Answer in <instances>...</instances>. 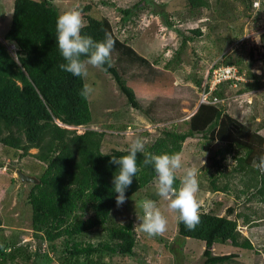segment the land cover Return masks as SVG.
Segmentation results:
<instances>
[{
  "label": "trees",
  "instance_id": "16d2710c",
  "mask_svg": "<svg viewBox=\"0 0 264 264\" xmlns=\"http://www.w3.org/2000/svg\"><path fill=\"white\" fill-rule=\"evenodd\" d=\"M242 1L247 4L252 0ZM215 2L187 0L188 21L182 20L181 24L198 21L205 17V13L225 16L229 11L228 5L220 4V0ZM153 6V0H138L129 6L118 7L122 25L131 21L135 23L133 16L137 18L141 12ZM162 6L154 12L162 17L166 26H175V21ZM89 8V5H85L83 10ZM59 14L52 0L13 1L8 28L0 38V143L20 150L22 157L31 154V148H37L33 155L46 165L38 176L40 181L33 183L28 193L34 236L40 242H47L54 251H58L57 241H61L60 264H106L107 256L134 255L137 243L132 219L124 223L113 220V209L117 204L116 194L112 191V177L117 165L110 163V159L112 155L127 154V148L105 152L104 130L87 128L78 133L76 128L66 127L87 126L92 123L93 114L90 99L86 100L80 95L85 79L59 68L64 62L55 40ZM85 15L84 34L95 40H103L105 33L113 37L111 63L102 68L112 75L128 103L135 108L140 107L136 94L126 83L117 63H121L125 70L134 65L146 69L141 76L149 85L164 90L173 88L176 79L169 70L171 65L179 64L181 53L189 42L203 34L199 26L189 30L192 35L175 26L181 41L166 67L159 68L161 57L151 61L139 54L132 46L131 39H121L116 34L108 17ZM233 39L228 34L217 38V48L223 51L221 48ZM260 40L264 48V31L260 34ZM262 56L264 58V53ZM251 59H255L253 53ZM243 60L242 57L232 60L231 56L225 54L213 65L236 64L242 73ZM244 74L252 82H238L242 85L237 88L238 91L243 86L252 89L264 84V70L260 74L252 70ZM204 79L205 75L194 78L198 86V102ZM233 82L231 79L217 84L210 97L218 98V101L193 104L196 109L187 118L186 131H177L173 124L171 129H164L161 135L147 144L145 152L180 154L183 142L201 133L209 141L222 143L215 153V156L221 155L220 159L214 158L212 162L218 174L224 172L223 161L228 155L232 156L235 160L232 170L239 174V183L243 185L240 193L246 195V200L256 198L264 203V171L259 169V157L264 156V134L260 133L261 126L240 121L224 107L225 87ZM143 159L144 153H138L137 163L141 167L138 177L133 178L132 185L126 191L127 198L156 179L153 167L143 166ZM217 179V176L211 179L213 189L227 191L228 186L219 185ZM178 185L179 181L174 186ZM234 212V206L228 207L224 214L200 210V222L196 228L189 230L177 221L178 233L205 242V264H230L238 259V252L215 254V243H229L239 249L255 250L250 237L239 228V219L243 217L245 225L257 223L256 220L241 212L233 218ZM98 227L106 228L105 235L112 245L108 241L95 243L89 239V233ZM15 243L0 242V264L16 262L20 256L26 261L32 258L31 252ZM45 255L49 258L48 253Z\"/></svg>",
  "mask_w": 264,
  "mask_h": 264
},
{
  "label": "rangeland",
  "instance_id": "374dc122",
  "mask_svg": "<svg viewBox=\"0 0 264 264\" xmlns=\"http://www.w3.org/2000/svg\"><path fill=\"white\" fill-rule=\"evenodd\" d=\"M13 1L0 0V38L8 28ZM136 1L138 0H52L59 13L69 10L78 11L84 23H86L85 14L108 17L113 23L116 34L121 39H131L132 46L139 54L151 61L161 57L159 68L166 67L181 41L175 26L189 35H192L191 28L199 26L203 30V34L194 37L181 53L180 63L171 65L172 68L169 70L176 79V86L173 88L164 90L149 85L141 76L146 69L134 65L125 70L122 69L121 63H117L126 83L136 94L139 108L128 103L127 97L110 73L103 68L89 66V74L84 79L94 89L89 98L93 121L87 126H79L76 129L78 133L87 128L104 130L105 152H110L114 148H127L128 144L137 137L143 138L146 147L161 135L164 129H171L173 124L177 131H186L187 118L195 111L194 105L198 104V86L194 78L206 75L213 62L221 59L225 54L231 56L232 60L242 57L243 69L246 73L252 70L260 74L264 70L262 56L264 48L260 40V34L264 31V0H252L247 4L242 0H220V4L228 5L229 11L225 16H211L205 13L202 19L183 22L184 24H181L182 20L188 21L187 0H153V7L141 12L138 19L133 16L135 23L131 21L123 26L118 7L129 6ZM211 2L216 4L215 0ZM256 2L259 3L258 7L255 5ZM85 5L90 6L87 11L83 10ZM161 5L175 21V26H166L162 17L154 12L155 9H161ZM226 34L234 39L225 44L221 51L217 48L216 41ZM10 47L13 49V45ZM251 53L254 60L251 59ZM244 77V80L238 82H252V79ZM240 86L241 83L237 86L230 84L225 87L224 107L240 121L255 127L261 126L260 133L264 134V84L252 89H245L247 86H243V89L238 91L237 88ZM221 146L222 143L209 141L201 133H197L183 142L180 154L187 166L198 169L200 183L197 199L200 202V210H213L224 214L228 207L234 206L235 212L231 217L234 218L236 213L241 212L256 220L257 223L245 225L243 217L239 219V228L243 234L250 237L255 250L239 249L229 243H215L213 252L215 254L238 252V259L230 264H264V203L256 198L251 201L246 200V195L240 193L243 185L239 183V174L232 170L235 166L232 156L228 155L223 161L224 172L218 174L212 162L214 158L220 159L221 155L215 156V153ZM36 152L37 148H31V154L22 157L20 150L0 143V242H16L15 244L23 246V250L32 253V258L28 261L20 256L16 262L8 264H60L61 241H57L58 251H54L47 242H40L34 236L32 210L28 203V193L33 183L21 182L16 173V169L20 168L25 173L37 177L42 174L46 165L33 155ZM214 176L218 177L219 185L228 186L227 191L213 189L211 179ZM155 182L156 179L132 194L124 204L113 209V220L117 223L132 219L137 232V243L134 255L107 256L106 264H205L203 255L205 242L178 233V214L170 211L167 208L168 202L156 194ZM144 199L156 201L161 212L166 216L168 224L163 235L149 237L139 230L137 214L142 215V213L139 207L136 208V202L139 204ZM105 234L106 228L98 227L89 233V239L95 243L108 241L112 245ZM46 253L49 258L46 257Z\"/></svg>",
  "mask_w": 264,
  "mask_h": 264
},
{
  "label": "clouds",
  "instance_id": "9594fccd",
  "mask_svg": "<svg viewBox=\"0 0 264 264\" xmlns=\"http://www.w3.org/2000/svg\"><path fill=\"white\" fill-rule=\"evenodd\" d=\"M255 5L258 7L259 3L256 2ZM84 27V21L78 11H64L57 16L55 40L64 61L59 68L81 79L88 76L89 66L102 68L110 65L114 48L111 34L105 33L103 40H95L82 32ZM93 92L94 89L88 83H84L80 95L87 100ZM126 152L127 154L121 156L112 155L110 159V163L117 165L112 177V191L116 194L117 206L125 203L126 191L132 185L133 178L138 177L141 166L137 163V154L144 153L143 166L151 165L156 174V194L168 202L167 208L170 211L178 214V222L183 223L189 230L195 229L200 222V202L197 199L200 183L198 169L187 166L179 153L145 152V142L140 137L128 144ZM259 169L264 171V156L259 157ZM177 181L178 187L174 186ZM137 207L142 213L137 214L139 230L149 237L163 235L168 220L156 201L144 199L139 204L136 202Z\"/></svg>",
  "mask_w": 264,
  "mask_h": 264
},
{
  "label": "built area",
  "instance_id": "2783aa9c",
  "mask_svg": "<svg viewBox=\"0 0 264 264\" xmlns=\"http://www.w3.org/2000/svg\"><path fill=\"white\" fill-rule=\"evenodd\" d=\"M244 73H240L239 67L235 64H222L217 67H214L212 64L210 68H208V71L205 75L203 88L200 92L199 102L209 103L218 101V98L210 97L217 84L233 79V85L237 86L238 81L245 79Z\"/></svg>",
  "mask_w": 264,
  "mask_h": 264
},
{
  "label": "water",
  "instance_id": "95a60500",
  "mask_svg": "<svg viewBox=\"0 0 264 264\" xmlns=\"http://www.w3.org/2000/svg\"><path fill=\"white\" fill-rule=\"evenodd\" d=\"M16 173L19 176L21 182L38 183L40 181V179L36 175L27 174L20 168L16 169Z\"/></svg>",
  "mask_w": 264,
  "mask_h": 264
}]
</instances>
